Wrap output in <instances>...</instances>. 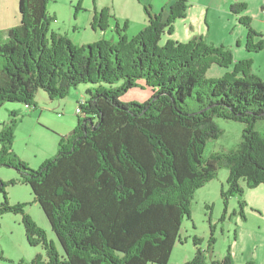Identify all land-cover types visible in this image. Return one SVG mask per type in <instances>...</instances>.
I'll list each match as a JSON object with an SVG mask.
<instances>
[{
  "label": "trees",
  "instance_id": "16d2710c",
  "mask_svg": "<svg viewBox=\"0 0 264 264\" xmlns=\"http://www.w3.org/2000/svg\"><path fill=\"white\" fill-rule=\"evenodd\" d=\"M47 6L48 0H19L20 22L0 29V108L17 102L37 107L40 91L51 100L65 99L79 85L88 87L87 98L77 125L61 135L57 153L36 169L13 149L17 111H9L0 127V166L18 174L10 181L0 178V217L21 214L29 244L44 248L31 262L13 263L171 264L194 193L222 167L229 169L225 200L244 194L241 180L248 188L264 185V128H256L264 120V81L252 74L250 61L235 62L230 48L203 36L163 38L186 16L189 0L173 2L166 17L147 6L148 24L132 36L128 21L121 25L104 7L92 26L105 29L113 19L117 37L85 45L51 30L55 17ZM230 7L246 26V48H264L263 35L241 14L247 3ZM213 64L234 70L209 77ZM140 80L152 96L142 103L123 101ZM218 118L244 123L241 140L205 156L208 141L224 133ZM13 183L31 187L56 240L47 238L24 203L11 204L6 187ZM193 241L196 253L184 264H204L214 239L206 249L198 236ZM232 255L229 247L211 263L234 264ZM0 260L8 259L0 252Z\"/></svg>",
  "mask_w": 264,
  "mask_h": 264
},
{
  "label": "rangeland",
  "instance_id": "374dc122",
  "mask_svg": "<svg viewBox=\"0 0 264 264\" xmlns=\"http://www.w3.org/2000/svg\"><path fill=\"white\" fill-rule=\"evenodd\" d=\"M232 1L247 3L246 11L241 14H247L250 17L252 28L264 37V0H217L214 7H212V11H209L208 15L203 13L202 17L200 14L198 15L200 6H206L211 0H189V9H194L195 14L192 17L201 20V24L205 28L204 32L209 30V40L206 42L213 38L212 43L215 45L228 47V39L231 38L233 46L228 48L233 52V60L235 62L240 60L250 61L252 74L264 81V48L257 52L249 51L246 48L247 30L246 26L239 21L240 15H236L235 18L237 24L235 33L232 32L233 28L231 27H228L227 30L224 28L225 20L230 18L226 11L230 10L228 5ZM92 4L93 0H48L47 10L51 15L56 16H54L55 20L50 23L51 30L59 33L63 30L67 31L72 24L77 25V34L68 38L81 45L91 44L101 39H92L95 35L92 28L96 29L101 36L106 34V38H111L107 36H110V27H113L115 20L112 19V26L105 29L94 28L92 22L95 13L104 7L96 8L93 12L91 10ZM109 10L121 25L126 20L128 21V19L120 20L119 17L115 16V13L111 11V7ZM187 14L189 15L188 11ZM74 15L76 19L78 18V22L71 19ZM72 26L70 29H73ZM223 28L225 31L221 35ZM165 35L163 38H165ZM255 41H259V38H255ZM233 70V65L222 67L213 64L207 75L209 77H220L225 72ZM72 90L74 91V89ZM41 92L47 94L45 91ZM82 92L86 93V90L83 88ZM151 96L152 89L145 86V82L140 80V85L125 93L122 100L142 103ZM78 98L79 96L73 92L66 98L62 106L54 102L51 110L43 105L35 110L27 111L26 104H19V102L7 103L6 106L0 108V125L9 119L8 108H20L18 115L21 116L22 120L14 130L13 149L29 166L36 169L46 159L57 153L60 136L64 135L63 133L69 128L67 124L69 119L72 118L77 123L78 115L75 113ZM71 114H75L74 118L71 117ZM216 121L223 128L224 133L217 140L210 139L208 141L205 156H210L213 152H223L234 148L241 140L244 123L223 118H218ZM256 128L263 130L264 120H258ZM228 176L229 169L222 167L216 178L211 179L194 193L191 201L190 217H186L181 224L182 240L177 241L175 244L170 257L171 264H184L193 258L196 253L193 239L196 236L200 238V246L203 249L209 246L210 239H214L212 244L213 254H210L204 264H212L211 259H221L227 253L229 247L233 253L234 264H247L250 261H253L254 264H264V185L259 184L256 188H248L245 181L241 180L244 194L241 196L233 195L225 200L221 194L222 188L227 186ZM0 178L4 181L17 179V169L0 166ZM30 188L27 184L13 183L6 187V191L11 204L24 203L25 210L33 220L45 229L47 238L56 240V234L53 232L46 214L38 205L39 203L35 200ZM240 200H244L245 205H241ZM2 201L3 195L0 192V202ZM22 218L21 214H15L14 212L6 213L0 217V252L8 259L0 260L1 264H14L13 261L16 262L22 259L31 262L37 254L44 253L41 244L31 247L28 243Z\"/></svg>",
  "mask_w": 264,
  "mask_h": 264
},
{
  "label": "crops",
  "instance_id": "0c3cea01",
  "mask_svg": "<svg viewBox=\"0 0 264 264\" xmlns=\"http://www.w3.org/2000/svg\"><path fill=\"white\" fill-rule=\"evenodd\" d=\"M175 1L176 0H93V4H92L93 7L91 10H93V12H94L96 10V8L111 7L112 8L111 11L113 13H115V16L119 17L120 20L128 19L129 25L127 27L126 32L129 35H133V34H136L138 31H140V29L142 27H144L146 24H148V16L145 12V8L147 6L151 7V10L153 12H158V13L162 12L164 17H166L167 13H168L169 6ZM216 1L217 0H211V2L208 3L206 6L201 5L198 15L200 14L201 17L203 15V13L208 15L209 11H212V9H213L212 7H214V5L216 4ZM233 2H235V1H232L231 4ZM231 4L228 5L229 6L228 8L230 10L228 9L229 11H226L227 15H229L230 18H227L225 20L224 28L227 30L228 27H231V28H233L232 32L235 33V27L237 25L236 19H235L236 15L231 10V7H230ZM18 5H19V0H0V29H5V30L9 29V28L17 25L20 22L21 14L19 12ZM187 11L189 12V15L186 14V16L184 18L178 19L176 21L175 25H173L172 33L166 34L164 39L166 40L167 38L172 37L173 39L178 40V41H186V40H191L195 36H202L203 35L205 37V39L208 41L209 40L208 39L209 30H206L204 32L205 28L201 24V20H198L197 17L196 18L192 17V15L195 14L194 9L193 10L189 9ZM52 16H55V15H52ZM189 16H190V19H189ZM74 17H75V15L71 19L72 20L75 19L78 22V18L76 19V17L75 18ZM207 18H208V16H207ZM72 25H74V24H72ZM71 26H70V28H71ZM70 28L67 29V31L63 30L62 32L60 31L59 33L66 34V36H68V37L75 36L77 34V31H78L77 25L72 26L73 29H70ZM224 28H223L221 35L225 31ZM92 32L95 34L94 38H92L93 40L106 37V34L101 36L96 29L92 28ZM102 33H104V32L102 31ZM109 35L110 36H107V37H112V39L117 37L114 30H113V27H110V34ZM212 39L213 38H210L209 42H213L214 40H212ZM228 40H229V43H228L229 45H227V46L232 48L233 44H231V42H233V41L231 38H229ZM83 88L85 90H87L88 87L86 85L85 86L79 85L76 88H74V91L72 90V92H71V94L73 92H75V94H77V96H79V98L77 99V104H78L79 100L81 101V100H85V98H87V94L82 92ZM65 100H66V98L65 99L62 98V99L51 100L49 98L48 94H43V92L40 91L38 97H36L37 107H34V106H31L29 108L26 107V110L27 111H30L31 109L35 110L38 107L43 106V105L46 106L47 108L49 107V110H51L52 109L51 106L54 104V102L55 103L57 102L56 104H59V106H62L63 102H65ZM13 109L16 110L18 113L20 108H18V107H14L12 109L8 108L9 111H11ZM75 114L78 115V118H77V122H78L80 115L77 111ZM75 114L74 115L71 114V117L74 118ZM21 120H22V118H21ZM4 123H2L0 125V127ZM67 124L69 125V128H67V131L65 133H63L64 135L68 134V132H70L76 126L77 123H75L74 120H72V118H71V119H69ZM17 177H18V174H17ZM31 247H33V246H31Z\"/></svg>",
  "mask_w": 264,
  "mask_h": 264
},
{
  "label": "built area",
  "instance_id": "2783aa9c",
  "mask_svg": "<svg viewBox=\"0 0 264 264\" xmlns=\"http://www.w3.org/2000/svg\"><path fill=\"white\" fill-rule=\"evenodd\" d=\"M82 104H83V101H79V103L77 105V108H76V110H77L78 113H81L82 112Z\"/></svg>",
  "mask_w": 264,
  "mask_h": 264
}]
</instances>
